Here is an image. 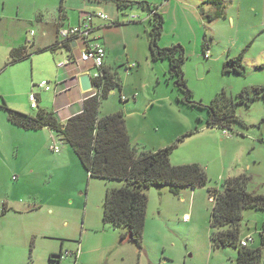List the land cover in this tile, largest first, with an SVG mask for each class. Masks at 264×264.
<instances>
[{
    "label": "rangeland",
    "instance_id": "obj_1",
    "mask_svg": "<svg viewBox=\"0 0 264 264\" xmlns=\"http://www.w3.org/2000/svg\"><path fill=\"white\" fill-rule=\"evenodd\" d=\"M135 1H149L153 6L161 7L172 31L178 21L189 23L185 10L168 5L163 8L167 0ZM35 2L39 7L35 19L41 16L48 24L40 25L38 20L34 25L24 26L17 17H10L4 22L9 24L8 29L0 31V96L6 99L10 108L27 114H35L38 110L32 108L30 95L42 90L40 82L50 80L55 85L66 81L58 79L57 66L63 71L65 66L60 65L62 61L56 56L57 53H64L66 58L69 55L68 49L58 48L47 53H33L20 62L7 65L10 42L17 41L23 46L26 43L32 52L33 47L21 41L23 36L24 40L28 37V40L47 42L55 36L54 16L57 12L54 14L52 8L48 9L46 0H7L6 12L10 16L21 6L20 18H28L38 8L34 7ZM105 2L111 3L109 10L103 6L82 9L79 14L78 11L72 13V17L102 11L110 16L111 21H118L104 29L112 46V55L106 57L107 64L120 74L124 91L137 94L139 98L137 101H121L120 87H116L115 94L111 91L102 101L101 115L123 110L127 119V114H130V136L133 146L139 151L150 148L140 145V142L150 144L148 141L153 140V133L162 132L174 123L178 126L180 122H187L182 124L187 125L190 119H194L198 130L179 143L171 155V162L174 165L201 164L207 172L208 184L195 189L182 187L178 194L169 185L146 188L148 206L140 247L127 238L122 240L126 228L114 227L103 220L107 191L122 185V182L91 178L73 148L57 134L50 138L46 130L18 127L9 122L8 111L0 108V264H236V247L213 246L211 243L210 217L214 202L210 199L209 188L223 190L227 178L247 174L251 176L249 189L264 192V98L255 99L251 105L239 104L237 115L244 123H235L230 130L209 126L206 108L187 109L179 102V96L184 93L167 80L169 62L150 60L148 11L137 6L133 10H118L112 1ZM224 2L222 13L225 15L208 23V29H204L207 31L206 43L208 41L211 45L215 58L241 56L247 70L240 76L225 73L223 68L215 66L210 73L202 75L198 65L191 66L186 75L188 87L194 94L192 99L204 105H209L224 90L237 99V94L245 88L264 86V0ZM1 8L2 13L5 12L3 0H0ZM114 8L117 15L111 13ZM135 14H138V22L130 20V16ZM12 21L14 27L10 25ZM143 22L148 25L147 31L143 30L145 40L136 48L129 39L130 46L127 47L125 30L129 32L134 24ZM127 23L130 24L125 25ZM44 27L51 29L50 37L44 35ZM32 30L35 32L33 36L30 35ZM99 34L104 37L102 31ZM203 40L204 34L202 43ZM128 55L130 59H127ZM137 55H141V59H136ZM146 55L148 58H144ZM129 63H136V66L132 73L127 74L124 66ZM41 93V107L53 110L56 93L53 90ZM156 93L165 94L162 96L167 98V102L156 104L150 108V115L142 116L140 112H145ZM172 94L175 96L171 102ZM13 102H18L22 110L13 107L17 106ZM179 107L190 111L193 116L178 110ZM226 130L231 137L224 136ZM54 143L61 147L60 153L51 150ZM185 215L190 218L185 220ZM262 231L264 211L246 209L241 239L252 234L255 241L251 245H260ZM78 245L81 247L78 258L75 254L57 258L61 253L76 250ZM261 264H264V248Z\"/></svg>",
    "mask_w": 264,
    "mask_h": 264
},
{
    "label": "trees",
    "instance_id": "obj_2",
    "mask_svg": "<svg viewBox=\"0 0 264 264\" xmlns=\"http://www.w3.org/2000/svg\"><path fill=\"white\" fill-rule=\"evenodd\" d=\"M112 1L118 10L135 9V6L146 9L149 14L151 29L148 32V43L152 61H168L167 80L184 93L179 102L187 109H207V124L211 127L232 129L235 123H244L237 115L239 104L251 103L264 98V86L245 88L237 94V99L228 95L226 90L219 94L209 105L192 99L193 92L188 87L184 65L188 59L181 44L170 47L160 45L164 32L165 17L159 6L149 1L105 0ZM211 18V17H210ZM205 45L207 46L206 42ZM33 47V46H31ZM58 48L71 49L69 43L56 41L46 48L29 52L27 45L15 47L10 51L7 65L20 62L33 53ZM72 50V49H71ZM72 57V56H71ZM246 65L241 56H227L223 65L225 73L243 76ZM102 75L95 79L98 89L96 95L88 93L83 101L80 113L62 123L53 110L37 108L35 114H27L8 106L5 98L0 96V107L8 111L10 123L26 130H53L63 141L67 142L77 154L90 177L105 181H119L122 185L109 188L104 199L103 220L114 227H124L123 239H129L142 247L146 223L148 196L146 188L151 185H169L178 194L182 187L203 188L208 184L205 168L199 163L174 165L171 155L179 143L187 136L193 135L199 127L179 137L171 145L159 149L145 148L139 151L133 146L127 126L125 113L117 111L101 115L100 106L116 87L122 89V79L117 70L101 68ZM251 176L241 174L227 178L224 189L209 188L210 199L214 206L210 217V238L213 246H233L238 250L236 264H261L264 248V231L260 233L261 244L242 246V221L246 209L264 211V194L249 189ZM6 208L3 210L5 213ZM2 215H0L1 218ZM63 253L57 256L62 258ZM57 259V260H58ZM59 261V260H58Z\"/></svg>",
    "mask_w": 264,
    "mask_h": 264
},
{
    "label": "crops",
    "instance_id": "obj_3",
    "mask_svg": "<svg viewBox=\"0 0 264 264\" xmlns=\"http://www.w3.org/2000/svg\"><path fill=\"white\" fill-rule=\"evenodd\" d=\"M65 1H68L67 4L65 3ZM165 2L166 3L164 5H162L163 8L167 5L168 6H174L179 10H185V12L187 13V15L189 17V23H186V22L183 23L182 20L178 21L176 29H174V31H172L171 27L168 26V21L166 22V16L164 15V17H165L164 32L162 35V39L160 41V45L163 47L164 46H171L174 44L183 45V47L185 48V51L187 53V56H188V59L186 60V63L184 65L185 75H188L189 70L191 69V66H196V65L202 66V75H206V73H210L215 66L217 68H219V67L223 68L224 62L226 61L227 57L226 56H221V57L218 56L216 58L214 57V55H213L214 51L211 48V45H209L208 41L206 43L207 46L205 45L206 37H207L206 36L207 31L204 32V29H208V27H209L208 23H213L214 21H217L216 20L217 18H220L221 16L225 15L224 12L222 13V10L225 7L224 0H167ZM3 3H4L5 12L2 13V8H1V10H0V31H2L4 29H8L9 24H5L4 22L7 18L10 19V17L12 19H16V17H17L18 18L17 20L22 22L20 24H22L24 26L25 25L27 26L30 24L34 25L36 22L38 23V20H39L40 25L41 24L42 25L48 24V23H45V20L41 16L37 17V19H35V17L38 15L37 13L39 11V7H38L37 2L34 3V7H38L37 8L38 10L37 9L34 10V11H36V12H34V15H32L28 18H23V19L20 18L21 6H18L17 10L14 13H10V16H9V13L6 12L7 0H3ZM46 4L48 5L47 6L48 9L52 8L54 14L57 12L56 15L54 16V19L56 20V27L54 29L55 36L51 40H48V42L44 41L42 39L41 40H39V39L28 40V37H26L24 40V36H23L21 41H24V42L31 41L32 42L31 46H33L34 49L46 48V47H50L52 44H54L55 41H57V39H59V35H58L59 26L78 25L79 23H81L83 14L77 16L76 18H73L72 13H77V11H78V14H79V11L82 9L83 10L96 9V8H99L100 6H103L107 10H109V6L111 3L109 4L105 1L98 2L96 0H83V1H80V0H46ZM51 5H53V6H51ZM113 6H114V3H113ZM58 9L60 11V14H58ZM254 9L256 10L255 7H254ZM68 10H70L71 12L68 13ZM159 11L161 12V7L159 8ZM61 12H62V14H61ZM117 12L118 11L115 8L111 11V13L114 15L115 14L117 15ZM214 13L216 14V16ZM136 16H137V18L134 22L139 21L138 20V18H139L138 14ZM169 16H171V14H169ZM147 17L149 19V14ZM131 19H132V16H130V20ZM13 22L14 21L10 22V25L14 27L15 25L13 24ZM96 23L97 24L100 23L99 28H97V30H96V33H98L97 37H99L101 39V43L105 46L106 51H107L106 57L109 58L110 57L109 55H112V46L109 44L108 40L105 37V30L104 29L106 28L105 26L111 25V23H106V22H103L99 19L96 21ZM116 23H118V21H115V22L113 21L112 24L115 25ZM182 23H183V25H181ZM129 24L130 23H127L125 25H129ZM131 24H133V23H131ZM135 26H139V27H135ZM131 28H133V29L129 32L127 31V29L125 30L126 31L125 39L127 40L126 46L127 47L130 46V43H129V39H130L132 45H134L136 48H139L140 43L145 40L143 38V30H145V32H146L148 29V25L143 22V23L134 24L133 27H131ZM99 31H100V33L102 31V33L104 34V37H102L99 34ZM31 32H30V35H32ZM123 32H124V30H123ZM106 33L108 34V31H106ZM34 34H35V32H34ZM50 34H51V29L44 27V35H47L48 37H50ZM203 34H204V40L202 43ZM147 44H149V43H147ZM70 45H71L70 47L72 50L71 49L69 50L68 58L72 56L74 61H72L69 65L65 66L64 71L61 67L57 66V69L59 70L58 79L60 81L66 80L65 82H62V83H69V85L71 86L70 89H68L67 91H65L63 93H60V94L56 93L53 111H55L57 113V117L62 123H66V121L70 117H72L75 114H78L82 111L83 100L87 97L88 93L84 92L82 90L79 78L83 74L94 71V69L91 67L90 63H83L81 61H78L80 58L81 51H82L81 49L83 47L82 44L79 41L77 42L76 40H74L70 43ZM19 46H21V45L18 44L17 41H12V42H10L8 48L12 50L13 48L19 47ZM145 48L147 51V47H145ZM135 51L137 53L139 52L138 50H135ZM144 51H145V49H144ZM47 52H48V50H46L45 52H41V53H47ZM207 53L210 54L209 57H206ZM9 54H10V52H9ZM140 57H141V55L135 56L136 59H141ZM56 58H60L61 59L60 61H62V62L66 61L68 59V58H66V55L64 56V53H62V54L57 53ZM144 58H148V56L146 55ZM204 58L208 61H205ZM127 59H130L129 55L127 56ZM139 62H141V61L139 60ZM161 62H165V60H163ZM105 64L107 67H111L107 64L106 59H105ZM130 64L131 63L126 64V66H124L125 67V69H124L125 73H127V74H130L133 71V70H131L128 72V68H129ZM41 92H50V91H45L42 89L38 93L39 108H42L41 107V101H42L43 93H41ZM113 92H114V90H113ZM114 94H115V92H114ZM162 95H165V94H162ZM162 95L156 93L155 98L152 101L150 100L152 105H150L151 103L150 104L148 103L147 108L145 109V112H140L141 115L144 117L146 115H150V113H149L150 108H152L153 106H155L156 104H158L160 102L166 101L167 98L162 96ZM174 96L175 95H173V94L171 95V97H170L171 102H172V97H174ZM119 97L121 98V101H124V100L125 101H127V100L137 101L138 100L137 98H139V96H137V94H133V95L127 94L124 91V88L121 89V93L119 94ZM13 103H15V104L17 103V106H13V107H16V108L22 110V108H19L20 104H18V102H13ZM0 108H2V107H0ZM2 109H4V108H2ZM43 109H46V108H43ZM182 109H184V108L179 107L178 110L185 111L187 114L193 116V114L190 111H186V110H182ZM4 110H6V109H4ZM108 111H111V110H108ZM108 113L111 114V113H114V111L113 112H107L106 114H108ZM172 115H174V114H172ZM129 116H130V114H127V126H128V130L130 131L129 125H128L129 124ZM174 118H176V116ZM180 123L181 124L178 126H177V124L174 123V124L168 126L162 132L153 133L151 135L153 140L148 141L150 144H146L145 141H143V142H140V145L141 144L147 145L151 149L164 148L166 146L171 145L172 141H174L173 139H176L175 137H177L178 135H181L182 133L184 134V133H187V132L193 130L195 128V125H196V122L194 119H192V120L190 119L188 121L187 125H182V124L187 123V122H183V123L180 122ZM41 130H46L45 132H47V134L50 138H53L54 134H56L53 130H51L49 128H44ZM173 133H175V134L171 138H169V136ZM130 134H131V131H130ZM224 136L228 137V138L231 137V136H227L225 133H224ZM174 153H175V151L172 153V155ZM252 192H255V191H252ZM256 193L264 194V192H256ZM246 235L249 236V234H246ZM250 235H252V234H250ZM244 237H246V236L244 235ZM242 239H244V238H242ZM78 247H79V245H78ZM71 251H75V250H71Z\"/></svg>",
    "mask_w": 264,
    "mask_h": 264
},
{
    "label": "built area",
    "instance_id": "obj_4",
    "mask_svg": "<svg viewBox=\"0 0 264 264\" xmlns=\"http://www.w3.org/2000/svg\"><path fill=\"white\" fill-rule=\"evenodd\" d=\"M136 16H132V19H136ZM101 20L106 23H112L113 21L110 20V16L105 12H85L83 13L82 21L78 25H70V26H59L58 28V41L62 43H71L72 41L76 40L82 44V51L80 54V58L78 61L83 63H90L91 67L94 69L93 72H89L93 79L94 88L90 91V96L96 95L98 92L97 87L95 86V79H98L101 75V68L105 66V59L107 55V51L105 46L101 43V39L97 37L96 30L99 28L100 23L97 24V20ZM34 35V31L31 32ZM28 44L31 45L32 42L28 41ZM209 53H207L206 57H209ZM72 62V58L67 59L66 61L61 62V66H67ZM136 66V63L130 64L128 68V72ZM39 87L45 91H54L57 94L63 93L70 89L69 83H56L53 85L48 80H43L39 83ZM86 99V98H85ZM84 99V100H85ZM83 100V101H84ZM31 105L34 109L39 107V98L38 94L33 92L30 95ZM227 136H232L227 130L225 131ZM51 150L56 153L61 151V147L58 143H54L51 146ZM190 217L185 215V220H188ZM254 241L253 236H248L240 241L242 246H248L251 242ZM75 254L76 258L79 257L81 254V247H78L75 251H66L63 253L64 256H70Z\"/></svg>",
    "mask_w": 264,
    "mask_h": 264
},
{
    "label": "water",
    "instance_id": "obj_5",
    "mask_svg": "<svg viewBox=\"0 0 264 264\" xmlns=\"http://www.w3.org/2000/svg\"><path fill=\"white\" fill-rule=\"evenodd\" d=\"M198 67L200 69V72L202 73V66L199 65ZM79 79H80L81 88L84 92H89L94 88L93 79L90 73L81 75Z\"/></svg>",
    "mask_w": 264,
    "mask_h": 264
},
{
    "label": "clouds",
    "instance_id": "obj_6",
    "mask_svg": "<svg viewBox=\"0 0 264 264\" xmlns=\"http://www.w3.org/2000/svg\"><path fill=\"white\" fill-rule=\"evenodd\" d=\"M136 17H137V16H136ZM112 23H113V22H112ZM70 46H71V45H70ZM69 58H72V61H74L73 57H69ZM69 58H68V59H69ZM112 91H113V90H112ZM87 93H90V91L87 92ZM249 236H253V235H249ZM247 237H248V236H247ZM245 238H246V237H245ZM253 238H254V236H253ZM241 240H242V239H241ZM254 241H255V238H254ZM254 241H253V242H254Z\"/></svg>",
    "mask_w": 264,
    "mask_h": 264
},
{
    "label": "bare ground",
    "instance_id": "obj_7",
    "mask_svg": "<svg viewBox=\"0 0 264 264\" xmlns=\"http://www.w3.org/2000/svg\"><path fill=\"white\" fill-rule=\"evenodd\" d=\"M62 257V256H61Z\"/></svg>",
    "mask_w": 264,
    "mask_h": 264
}]
</instances>
